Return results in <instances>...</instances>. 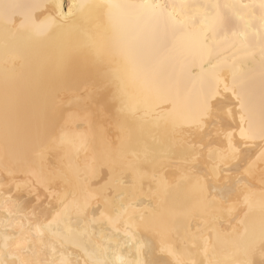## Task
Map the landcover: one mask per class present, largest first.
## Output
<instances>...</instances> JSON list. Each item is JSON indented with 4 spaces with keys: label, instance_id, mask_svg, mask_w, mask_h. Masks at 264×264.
<instances>
[{
    "label": "bare ground",
    "instance_id": "obj_1",
    "mask_svg": "<svg viewBox=\"0 0 264 264\" xmlns=\"http://www.w3.org/2000/svg\"><path fill=\"white\" fill-rule=\"evenodd\" d=\"M59 2L62 0H0V251L5 249L6 243L10 246L18 244L27 257L55 261V264H60L62 260L68 264H92L99 258L106 259L109 264H123L125 261L133 264L136 261H143L144 264H174L173 257L162 251L161 241L162 238H166L173 246L178 247L186 258L204 260V264H208L209 259H223L231 243L226 237L229 234L234 237L237 230L242 231L238 222L240 217L233 219L229 216H212L210 210H206L202 205L194 184L180 182L177 167L162 169L160 172L161 175L167 173L170 185L167 197H155L153 192L149 191L147 182L143 190L135 194L136 210L154 217L156 224H163L162 229L138 221L129 235L123 222L115 221V213H111L113 220L110 222L107 218L108 213L102 215V203L95 201L91 203L86 216L77 213L75 209H69L66 214L57 216L64 211L61 200L73 190L76 183L74 172L83 173L87 169L88 183L93 189L101 188L110 182L119 157H108L106 153L109 147L105 141L123 143L127 153L135 151L141 157L145 148L151 150L158 147L160 130L155 126V120L151 116L143 121L130 122L123 129L115 122L110 124L99 121L97 132L102 126L104 139L88 129L87 121L73 120L71 124L74 130L88 132V147L80 148L77 140L75 143L66 144L51 157L54 163L68 172L69 178L68 180L58 178L54 186L47 191L46 186H40L42 181L40 169L36 168L34 170L36 174L33 175L31 174L33 169L19 163L18 155L23 144L17 142L15 128L9 134L8 159L5 160L3 111L6 61L9 69V94L20 90L29 98L21 118L22 137L29 122L34 123L40 116L44 81L49 75V70L59 62L62 55L61 44L64 41L70 40L79 45L94 42L96 45L87 49L88 69L85 70L79 61L74 64L66 88L61 93L64 106L71 105L74 110L85 106L95 111L104 108L113 116L116 115L119 102L113 97L117 89L115 85L107 89L97 88L95 83L97 68L107 73L109 77L114 78L117 75L124 77L129 92L135 93L139 87V80L136 77L128 78L132 72L130 53L135 54L138 61L148 59L163 62L167 69L163 86H169V77L172 82L180 80L191 93L190 103L193 108L195 89L199 86L200 78L206 74L202 66L207 58L199 49L192 30H178L174 35L170 34L167 44L160 47L151 42L147 33H140L135 21L123 19L119 11H114L111 21L105 16L99 21L85 24L84 30L79 33L72 36L62 35L58 28L49 32L46 27L48 18L54 13V6ZM66 2L70 4L73 0ZM86 2L223 5L259 4L260 0H86ZM5 4L36 7L9 9L10 19L6 26L3 17ZM24 15L34 19L36 24L41 26V31L48 34L41 35L31 26L22 28L21 19ZM237 24L238 34L233 38L236 47L226 45L222 50L221 59L226 60L228 65L223 75L228 77L230 82L234 71L237 81L244 83L245 87L241 94L250 105L253 125L258 127L261 118L262 89L259 44L264 33L258 20L252 22L251 30L245 29L241 21H237ZM237 49L240 51L237 52ZM248 51L253 52L254 56L244 54ZM221 97L224 98L226 107L206 127L191 126L177 114L175 118L180 120L182 127L177 129L176 138L187 142L186 147L189 149L195 145L197 154L202 144L207 145L203 149V157L190 162L189 171L194 172L196 179L214 193L217 201L224 198L234 201L242 190L246 191L243 188L244 184L255 186L252 189L255 196L252 200L251 219L258 227L261 176L264 172V162L258 157L264 151V143L259 137L248 141L240 140V103L230 92L221 91ZM229 108L231 115L228 114ZM81 123L83 127L77 129V124ZM225 131H235L234 144L239 154L248 158L249 163L255 162L253 174L243 176L241 184L235 182L244 170L241 167L237 171L238 160L229 161L224 172L220 173L213 171V160L208 158L209 149L214 154L227 149V139L223 134H219ZM55 136H59L58 130ZM129 159L133 157L129 155ZM216 162L219 163L218 160ZM180 163L179 157H176L175 164ZM246 166L245 164L244 167ZM93 169L95 175H92ZM117 171L123 173L126 169ZM127 179L130 181L131 177ZM53 192L59 193V198L54 197ZM122 194L123 202L127 204L129 196L126 188ZM120 195L121 189L116 187L110 193V197L115 198L117 207L121 203ZM71 199L69 196V200ZM240 199H243L242 195ZM53 218L60 220L59 225H53L51 232L45 230L43 235L37 234L36 226L47 225ZM217 233L220 239L217 238ZM206 239L211 241L207 257L204 253ZM101 250L103 257L98 255Z\"/></svg>",
    "mask_w": 264,
    "mask_h": 264
},
{
    "label": "snow or ice",
    "instance_id": "obj_2",
    "mask_svg": "<svg viewBox=\"0 0 264 264\" xmlns=\"http://www.w3.org/2000/svg\"><path fill=\"white\" fill-rule=\"evenodd\" d=\"M29 5L12 4L3 5V17L7 26L10 16L9 9L21 10ZM257 9L259 15H257ZM244 10V11H241ZM119 11L123 19L135 21L141 34L147 33L154 45L163 47L167 44L170 34L174 35L178 30H192L196 36L197 45L207 61L202 66L206 74L199 80V86L195 89V106L190 103V96L180 80L172 82L169 77V86L164 87L163 81L167 69L163 62L151 61L148 59L138 61L135 54H129L132 64V72L129 79L136 77L139 80V87L135 93H130L128 83L122 76L109 77V75L97 68L96 86L98 89H107L115 85L117 91L114 99L118 100L119 107L116 115L113 116L106 109L101 108L95 111L90 107H83L74 110L71 105L64 106L61 93L65 90L68 79L71 75L73 65L78 61L82 63L85 70L88 69V48L95 47V43L84 45L74 44L70 40L61 44L62 55L58 63L50 70L49 75L44 81L43 95L41 97L40 116L34 123L29 122L23 137L20 133V124L23 111L29 103V98L20 90L14 94H9V69L5 62V98H4V134H5V160L8 159V139L10 131L15 128L18 143L23 144V148L18 155L19 163L33 169L31 174L35 175V169H40L42 181L40 186L47 191L52 188L58 178L68 180L69 174L59 164L54 163L51 157L63 149L66 144L79 141L82 149H87L89 144L88 132H78L72 128L73 120L87 121L88 129L94 134H98L104 139L103 128L97 132L99 121L113 123L122 129L130 122L143 121L148 117H153L155 126L160 130V138L157 141L158 147L149 150L145 148L143 157L133 151L130 154L124 149L123 143L117 144L116 141H105L109 147L106 153L109 158L119 157L116 168L113 169L114 175L110 182L101 188L93 189L88 183L87 169L76 171V183L73 190L61 200L63 213L67 210L75 209L77 213L87 215L92 202L102 203V215L108 213L110 222L113 220L111 213H115V221L123 222L125 231L131 235V230L139 222H145L150 226L163 228V224H156L155 218L148 216L147 213H140L135 208V194L142 191L145 182L148 183L149 191L155 197H167L170 185L167 173L161 175L162 169L177 167L180 172V182L194 184L197 195L206 210H210L212 216H229L233 219L240 217L239 226L242 231L237 230L233 237L229 234L226 239L231 241L230 247L226 250L223 259H209L208 264H264V172L261 176L260 192V216L259 226L251 219L253 212L252 200L255 193L251 184H244L236 200L229 201L224 198L220 201L215 199V195L208 190L200 180L196 179L195 173L189 171L191 161L199 160L203 157V149L207 145H201L200 151L196 153L195 145L191 149L186 147L185 141L177 139V129L182 127L180 120L175 117L177 114L191 126L206 127L211 123L226 107L221 91L231 93L232 97L240 103V126L239 137L241 141L253 140L259 137L264 143V35L261 36L259 44V55L261 58L260 79L261 89V118L259 126L253 125L251 119V108L245 102V97L241 93L245 87L242 81H237L236 73L232 72V80L223 73L228 67L226 60L221 59L224 46L235 48L233 38L237 36V21L243 22L245 29H252V22L258 20L261 31L264 33V0L259 4H120L112 2H93L86 0H73L68 4L66 0L54 6V13L46 22L49 32L59 29L62 35L72 36L84 30V25L90 22L99 21L103 17L112 20L113 12ZM16 13L14 12L13 15ZM31 26L41 35L48 33L41 31V26L35 20L24 15L21 19V27ZM242 34V33H241ZM240 50L237 49V52ZM245 55H253V52H245ZM222 86V87H221ZM231 115V109H228ZM77 129L83 124H77ZM59 136H55L56 131ZM227 139V149L214 154L209 149L208 158L213 160L214 172L223 173L229 161L236 159L237 171L243 167V173L236 179L237 184L242 183L243 176L253 174L255 162H248V158L239 154L235 146V131L219 133ZM238 143V142H237ZM35 154V156H34ZM129 155L133 159H129ZM179 157L181 163L175 164V158ZM258 159L264 162V151ZM219 161L217 163L216 161ZM247 165L244 167V165ZM45 165L47 170L45 171ZM223 165V166H222ZM7 170V163H5ZM117 169L126 172L117 171ZM176 173H173L175 175ZM92 175H95L94 169ZM131 177L129 181L127 177ZM153 186L154 191H153ZM121 189V203L116 206L115 198L110 197L113 188ZM127 189L129 202H123V191ZM54 197L59 198V193L53 192ZM242 195L243 199H240ZM69 196L72 197L69 200ZM245 208L247 211H245ZM99 210V209H97ZM241 213L243 216L241 217ZM60 220L53 218L47 225L36 226V232L43 235V232L52 231L53 225H59ZM55 235V233H53ZM212 232H209L211 237ZM217 238L220 239L219 233ZM210 239L204 241L205 257L208 255V245ZM162 251L168 252L174 259V264H204V260L189 259L185 257L178 247L173 246L166 238H162ZM103 257V250L98 253ZM0 264H55V261L36 260L27 257L21 251L20 245L10 246L5 244V249L0 251ZM60 264H68L62 260ZM92 264H109L106 259L99 258ZM123 264H133L125 261ZM134 264H144L143 261H136Z\"/></svg>",
    "mask_w": 264,
    "mask_h": 264
}]
</instances>
